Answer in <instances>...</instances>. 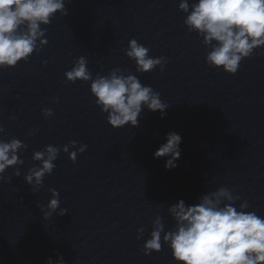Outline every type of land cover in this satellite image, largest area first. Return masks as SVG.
Returning <instances> with one entry per match:
<instances>
[{
  "label": "water",
  "instance_id": "water-1",
  "mask_svg": "<svg viewBox=\"0 0 264 264\" xmlns=\"http://www.w3.org/2000/svg\"><path fill=\"white\" fill-rule=\"evenodd\" d=\"M179 2L65 0L67 15L57 13L41 25L47 45L39 50L38 43L27 63L0 69V139L17 138L28 146L19 153L21 175L9 168L8 182L0 180V264H45L56 253L66 264H175L163 242L159 253H142L152 222L160 216L165 231L173 230L172 203L195 204L220 186L264 216V55L243 60L234 75L209 67V48L188 32ZM131 39L148 47L150 56L167 57L165 70L136 72L125 55ZM80 56L93 77L113 68L135 74L169 105L164 117L144 110L139 127L109 126L90 83H65V71ZM44 108L54 115L45 119ZM172 131L182 143L169 170L153 154ZM73 140L77 147L87 145L85 152L75 164L61 152L53 173L34 192L24 181L38 163L33 152ZM49 188L59 192L67 213L59 216L58 209L44 220L40 208L51 198ZM141 226L145 232L137 240Z\"/></svg>",
  "mask_w": 264,
  "mask_h": 264
},
{
  "label": "clouds",
  "instance_id": "clouds-1",
  "mask_svg": "<svg viewBox=\"0 0 264 264\" xmlns=\"http://www.w3.org/2000/svg\"><path fill=\"white\" fill-rule=\"evenodd\" d=\"M178 9L186 14L183 22L188 32H195L209 48L205 55L209 67L234 75L243 60L254 54L264 55V0H196L191 6L188 0H180ZM57 13L67 15L65 0H0V69L27 63L37 53L38 43L39 50L43 49L48 41L44 38L46 28L41 25H49ZM149 53L150 49L136 39L129 40L125 49V55L135 62L136 72H151L157 66L163 72L168 58L152 57ZM87 64L84 56L75 58L70 70L64 73L65 83H90L94 103L106 114L109 126L139 127L144 110L158 111L164 117L169 105L162 102L159 92L142 84L135 74L125 75L121 69L113 68L107 75L97 73L93 77ZM52 102L58 103L59 98H53ZM42 115L47 119L54 113L51 108H44ZM4 133L5 129L0 126V134ZM34 134V131L29 133ZM165 140L153 158H164L165 168L170 170L176 167L181 156L182 137L172 131L166 134ZM27 147L17 138L0 139V180H5L4 173L9 168L16 177L21 175L19 167L24 160L19 153ZM86 148L84 144L77 147L73 140L67 145H46L34 151L31 159L38 163L24 175L25 183L34 192L39 191L44 177L53 173L61 152L75 164L78 154ZM48 191L51 198L46 209L40 208L44 220L58 209V215L64 216L67 209L60 207L59 192L53 188ZM233 193L229 187L220 186L198 197L195 204H186L183 199L172 203L168 212L175 228L165 231L162 217L157 216L141 246L142 253L145 256L159 253L163 242L175 264H264V216L250 211L249 202ZM237 201H242L239 207ZM144 232L143 226L137 229V240L143 238ZM55 255V260L49 256L45 264H66L62 254Z\"/></svg>",
  "mask_w": 264,
  "mask_h": 264
}]
</instances>
